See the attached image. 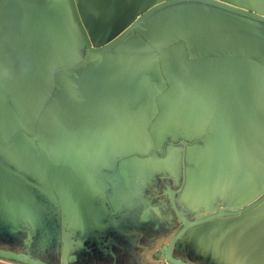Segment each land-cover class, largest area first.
Segmentation results:
<instances>
[{"label":"rangeland","instance_id":"374dc122","mask_svg":"<svg viewBox=\"0 0 264 264\" xmlns=\"http://www.w3.org/2000/svg\"><path fill=\"white\" fill-rule=\"evenodd\" d=\"M225 1L244 8L251 7L257 12L264 10V0ZM63 9L66 19L65 6ZM181 9H187L193 15L220 18L221 27L207 26L206 30L211 29L209 33L225 27L227 31L220 30L225 37L230 32L229 21H234L238 34L242 37L249 34L254 38L249 49L244 47L246 52L243 53L249 55H238L251 61L247 66L251 73L247 78L250 83L226 86L207 80L203 69L210 59L230 56L231 46L227 39L221 40V44L206 41V45L198 46L193 41L198 34L193 37L191 32L185 34L181 30H176L177 35L173 33L162 42L145 37L148 30L154 29L158 18L145 20L131 39L107 54L88 56L87 59L91 67L112 59L111 63L104 64L111 67L105 69L108 74L117 72L114 70L116 59L127 65L133 61V71H137V61L151 67L150 71L161 78L154 94L166 89V97L173 106L180 103L175 114H178V125L185 128L179 129L173 140L181 137L198 140L194 146H200V156L205 157L203 161L197 158L200 157L199 152L193 151L198 162L194 159L195 162L189 163L184 174L179 162L173 161L153 176L146 172L144 178L131 183L128 190L123 189L122 182L115 179L110 171L103 169L98 173L102 176L100 180L69 179V169L63 171L54 162L60 153L40 132V126L49 128L45 121L47 118L38 115L37 109L31 117L22 115L15 96L7 105L3 101V88L0 103L7 108L0 112V127L6 128V131L0 130V239L8 241L15 251L0 250L9 255L0 256V259L14 264H64L65 255L72 254L76 259L74 264H171L166 259L165 250L181 228L182 220L173 213L166 192H176L175 205L188 221L215 220L189 228L175 244L174 258L192 264H241L242 259L264 245V24L193 2H181L162 12H172L171 15L176 16L182 13L177 11ZM67 25L69 28L64 32V38L46 41L50 45V64L56 66L64 85L76 80L77 72L70 73L69 70L76 68L85 56L83 46L75 44L76 36H68L72 27L69 20ZM137 37H143L144 42L135 44ZM71 41L73 50L69 46ZM3 43L0 52L9 55ZM57 43H64V46L57 48ZM31 46L37 49V41ZM129 46L133 47L129 50L135 54L126 57ZM68 55L71 56V64H65ZM64 64L66 67H59ZM91 69L79 73L81 81L87 76L92 84ZM70 76L74 77L68 79ZM102 76L94 78V81ZM117 77L118 74H114L110 80ZM136 78L129 79L131 88L135 82L146 81L139 75ZM47 80L50 91L52 74ZM63 88L75 95L74 86L71 90L67 86ZM188 115L190 122H200L197 129L188 127V122L183 120ZM10 141L12 144L9 145ZM229 141L238 143L245 153L237 158L241 160L233 172L229 170L230 164H225L223 169L228 170L216 173L211 154L217 157L219 148L228 145ZM2 144H7V147ZM200 170L203 171L202 176L210 177L213 194L200 188ZM253 171L256 172L254 178L241 190L233 192L237 184L242 185L241 180L250 177ZM192 187L194 192H191ZM250 207L253 208L247 214L231 216ZM2 221L11 225V232L6 231ZM91 223L99 226L98 232L106 230L115 235L114 244L106 249L100 261L94 259L80 242L79 226L89 227Z\"/></svg>","mask_w":264,"mask_h":264},{"label":"crops","instance_id":"0c3cea01","mask_svg":"<svg viewBox=\"0 0 264 264\" xmlns=\"http://www.w3.org/2000/svg\"><path fill=\"white\" fill-rule=\"evenodd\" d=\"M22 1L24 0H0V15L4 11L2 15L15 23L14 32H9L5 36L9 55L0 52V93L5 88L3 101H6L7 105H10V99L15 96L19 100L22 115L31 117L37 109L38 115L47 118L45 121L49 128L40 126V132L60 153L59 157L54 158V162L59 164L63 171L69 169L67 178L100 180L102 176L98 173L103 169L110 171L115 179L122 182L123 189L128 190L130 184L143 179L146 172H150L153 176L161 172L164 165H169L173 161L179 162L183 174L194 159L203 161L205 157L200 156V146H194L198 140H191L189 137L173 140L178 130H183L185 126L178 125V114H175L176 104L173 106L171 100L166 97V89L154 94L160 86V76L143 84L138 83L134 88H131L129 81L110 80L107 76H102L94 86L96 95L92 87L81 89L83 81L77 77L79 72L73 83L64 85L56 71V66L50 64V45L46 43L59 26L57 25L52 31L54 23L51 11L53 8L50 7L52 3H36L37 0H31L35 3H22ZM157 1L159 0H155ZM61 4L66 6L67 3ZM228 4L243 8L239 4ZM255 13L264 16V10ZM34 41H37V49L31 46ZM111 60L100 61L103 65L100 67L104 72L108 73L105 69L111 68L104 66L106 62L111 63ZM86 67L88 63L84 66ZM116 69L117 65H115ZM123 72L127 73L126 70ZM50 74H52V87L48 91L47 79ZM72 77L74 76L68 79ZM66 86L69 90L74 86L75 95L70 94L66 88L65 91L63 87ZM1 104L0 112L7 108L6 106L3 108ZM72 114L75 115L74 119ZM190 119L189 115L183 117V120L188 122V127L194 126L197 129L200 122L195 124L190 122ZM23 121L28 124L27 120ZM23 127L29 131L25 125ZM0 130L6 131V128L0 127ZM187 131L188 129L185 130ZM193 151L199 152L200 157L196 158L192 154ZM244 152L238 143L229 141L228 145L219 148L217 157L211 154L213 164L224 158H239ZM198 159L195 161L198 162ZM199 174L200 188L213 194L210 177L206 174L202 176L201 170ZM244 179L245 177L241 180L242 185L236 186L239 190L246 185ZM190 189L191 192L195 191L193 187ZM174 194L177 202L176 192ZM4 226L7 232H11L12 227L7 221ZM98 227L93 223L89 227L79 226L81 231L87 232L82 234L80 231V242L83 247L94 259L100 261L105 256L106 249L114 244L115 236L97 237V234H93L96 243L101 239L104 252L93 251L91 245L93 240L89 234ZM0 250L15 251L8 241L2 239H0ZM71 255H65L64 264L75 263L76 259ZM0 264L14 263L0 259Z\"/></svg>","mask_w":264,"mask_h":264},{"label":"flooded vegetation","instance_id":"af4514ba","mask_svg":"<svg viewBox=\"0 0 264 264\" xmlns=\"http://www.w3.org/2000/svg\"><path fill=\"white\" fill-rule=\"evenodd\" d=\"M161 1H163V0H159L157 2H155V0H74V3L77 6L79 18L81 21V26L83 28V31H84L90 45L93 48H98V47H102L103 45H106L107 43L112 41L114 38H116L118 35H120L130 24H132L144 11H146L148 8H150L151 6L157 4ZM218 1H221L224 3H231V2H228L225 0H218ZM188 2H191V1H187V3ZM22 3H35V2L31 1V0L30 1L24 0V1H22ZM36 3H52L50 6L53 8V9H51V11L53 12L52 16L54 18V23L52 25V31L57 25H59V26L56 28V32L54 35H52L51 38L52 39L57 38V41L58 40L60 41V37H62V36H63V38L65 37V35L63 33V31L65 32V29L63 27V21L65 19H62L63 4H61V3H68L67 0H41V1L37 0ZM193 3H198V2H193ZM239 8H241V7H239ZM242 9L255 12L251 9V7H247V8L243 7ZM177 11L182 12V13L180 15L174 16V15H171L172 12L171 13H164V12H162V10H160L156 13L151 14L149 17H147L145 20H147L149 18H154V19L158 18V19L156 20V22H154V27H153L154 29L148 30L145 37L148 36L149 38H152V40H154L156 42H162L165 40L166 37H170L169 35H171L173 33H175L177 35L176 30H178V31L181 30L182 33H185V34L191 32V35L193 37L195 34H198L197 37H194V39H193V41H196L194 43L198 44V46H199V44L206 45V43H207L206 41H209L208 43L221 44V40H222L221 31L222 30L227 31V28L222 27L223 28L222 30L220 28L218 32L212 31L211 33H209L211 31V29L206 30L207 26L210 27L212 25H214V26L218 25L221 27L222 21L220 18L208 17L205 14H200V15L189 14L190 11H188L187 9H181V10H177ZM3 13H4V11H2V13L0 15V35H1L2 31L5 30L6 28H9L10 26H15V23L10 18L8 19L7 17H4L2 15ZM210 20H213V21H210ZM143 22H141L120 44H122L123 42H126V40L128 38L131 39V37L134 35L135 31L139 28V26ZM214 22H215V24H214ZM216 22H218V23H216ZM232 22H234V21H229V25H228L229 26L228 29L230 31L228 33L229 37H230V39H229L230 44L229 45L231 46L229 54L231 57H239L241 55L247 56L249 54L243 53V51H245L244 47L249 49L248 46H251V42L248 41V38H250L252 36L247 34L245 37H242L241 34H238L239 29H238V27H236L237 23H232ZM71 23H72V25H71L72 27L69 30L70 34L68 36L75 35L76 36L75 44L80 43L81 46H83V52H85V46H84L82 37L79 33L77 26L73 22L72 18H71ZM180 25H181V27H180L181 29L178 28ZM192 31L193 32L195 31V33L192 34ZM148 32H150V33L148 34ZM240 37L246 38L245 41H243V39H240ZM1 39H2V37L0 36V46L4 42L3 45H5L7 48V44H5V40L4 39L1 40ZM71 40H72V37H71ZM135 41H137V43H135V44H138V43L144 42V39H143V37L142 38L137 37L135 39ZM61 46H64V43H61V45L58 43L55 44V47H57V48H60ZM69 46L73 50L74 45H73L72 41L69 44ZM130 48H133V47L132 46L127 47L128 54L125 53L126 57H129V55H131V54H135V52H131L129 50ZM248 49H247V52H248ZM116 60H115V62L123 65V67L127 66V64H123L120 62L121 59H116ZM136 64L137 65L135 66V68H137V66H140V76L143 79H146L145 82H148V80H150L151 77H152V79L154 78V75L151 72L146 73L147 78H145V76L143 75L142 69L144 67H146L148 70L151 69V67H149V66L147 67L146 63H143L141 61H137ZM128 65H131V67H130L129 71H127V73L123 72V68H120V70L117 71L116 73L112 72L110 74H108L107 72H104V71L103 72L98 71V73H95L96 70H94L92 72V77L98 78L102 74L103 76H107L109 79H113V75L118 74V77L116 79H120L122 81L123 80L129 81V79L135 78V80H136L138 72L137 71L135 72L132 70V68L134 67V62L133 61L128 62ZM154 74H155V72H154ZM240 160L241 159H237V158H235V159L224 158V159H220L219 161H216L214 163L215 166L217 167L216 173H219V174H221L222 172L225 173V171L228 170V169H223L226 166L225 164H230V165H228V166H230L229 170L231 172H233V170H235L234 167L237 165V163ZM255 174H256V172L252 173V175L250 177H245L246 180L244 179V181L246 182V184H248L254 178ZM238 190H239L238 188L234 189L233 192H237Z\"/></svg>","mask_w":264,"mask_h":264},{"label":"water","instance_id":"95a60500","mask_svg":"<svg viewBox=\"0 0 264 264\" xmlns=\"http://www.w3.org/2000/svg\"><path fill=\"white\" fill-rule=\"evenodd\" d=\"M187 1L198 2L197 4H202V5H206V6H209V7L217 8L219 10L228 12L230 14H233V15H236V16L251 20V21H255V22H258V23H261V24H264V16L263 15L255 13V12H252V11H249V10L242 9V8L237 7V6H234V5H231V4H228V3H224V2H221V1H218V0H163V1H161V2H159L157 4H155V5L151 6L146 11H144L132 24H130L120 35H118L112 41H110L106 45H103L102 47L93 48L90 45V43H89V41H88L84 31H83V28L81 26L79 13H78V10H77V6L74 3V0H67L68 3L66 4V6L63 4V8L65 6V10L67 11V18L66 19L64 17V9L62 8L63 9L62 19H65L63 21V27H64V29L66 31V29L69 28L68 25H67V20H69V18H70L69 22L71 23V18H72L73 22L75 23V25L77 26V28L79 30V33H80V35L82 37V40H83V43H84V46H85L84 59L82 60V62L80 64L77 65V67L74 70H72V72L76 71L77 73L78 72L82 73L85 70H88L90 68H92L91 69V73H90L91 75H92V72L94 70H99L100 69L99 71L103 72L101 67H100V66H103V65H101L100 62H99V65L97 63H95V64L92 65L93 67H91V62H89V60L87 59L88 56L99 57V56H103V55L107 54L108 52H110L111 50L116 48L117 45H119L141 22H143L151 14L156 13V12H158L160 10H165L168 7L180 4L181 2H187ZM14 27L15 26H10L9 28H6L5 30H3L2 31L3 33H1V35H0L2 37V39L5 40V36L7 35V33L14 32ZM63 33H64V31H63ZM71 56H73V54H71ZM71 56L70 55L66 56L65 64H71V62H70ZM229 57H231V56H228V58ZM218 58H226V57H218ZM229 59H231V61H232L229 64V68L219 67V66H209L210 62H214V61L217 62V58L210 59V61L207 63V66L204 67V69H203L204 74L206 73L207 80H209L211 82H214V83H217V84H220V85H225V84L222 83V81H219L217 79H213V78H211V76H215L216 78H223V79L231 78V79H235V80L247 79V78L251 77V73H250L248 67L247 66H243L242 63L240 62V61H243L244 58L231 57ZM236 60H238L239 62L236 61ZM86 63H88V67L84 68ZM115 64H117V69L116 70L119 71L120 68H122V66L120 64H118V63H115ZM129 67H131V65H127L125 69H128ZM136 69L138 71L137 75L140 76V66H137ZM123 70H124V68H123ZM142 72H143V75L145 76V78H147L146 73H149V72L152 73V71H150V69L148 70L146 67H144L142 69ZM79 73H78V76H79ZM152 74L154 75V78H158L159 77V76H156L157 73H155V74L152 73ZM78 78L81 79L80 76ZM84 78H85V80L82 79L83 85L81 86V89H86V88H91L92 87V91L96 95V91H95V87L94 86H95V83L98 80L94 81L95 77H92L93 82L91 84L90 80L88 79L87 76H85ZM154 78L152 79V77H151L150 80H148V81H152V80H154ZM205 78L206 77H204V79ZM138 83L139 82H135V85L138 84ZM143 83H146V82H142V83H139V84H143ZM85 84L87 85L86 87H85ZM226 86H230V85H226ZM151 90H152V88H151ZM175 104H176V107H177V105L180 104V103L178 102V104L177 103H175ZM175 104H174V106H175ZM3 146L6 147L5 145H3ZM52 147H53V145H52ZM166 194H167V196L169 198V205H170L173 213L175 214V216L177 218L182 220L181 228L175 233V235L171 238L170 242L167 245V248H166V251H165L166 259L171 264H192V263L184 262L182 260H179V259H176V258L173 257V248H174L175 244L178 242V240L185 234V232L189 228L196 227V226H199V225H203L206 222H210L211 223V222H214L215 220L214 219H209L208 221H206V220H198V221H194V222L188 221L185 217L182 216V214L180 213V211L178 210V208L175 205V198H174L175 194L171 193V192H166ZM252 208L253 207H250L248 209L241 210L238 213H233L231 216L232 217L242 216L244 214H247ZM0 256L8 257L9 255L7 253H4V252L0 251ZM35 264H37V263H35Z\"/></svg>","mask_w":264,"mask_h":264},{"label":"bare ground","instance_id":"6f19581e","mask_svg":"<svg viewBox=\"0 0 264 264\" xmlns=\"http://www.w3.org/2000/svg\"><path fill=\"white\" fill-rule=\"evenodd\" d=\"M231 58V57H229ZM228 57L226 58H217V62H210L209 66H219V67H225V68H229V64L232 62L231 59H229ZM212 59V58H211ZM238 61V60H236ZM239 62V61H238ZM242 63L243 66H249V64L251 63L250 60L248 59H244L243 61H240ZM211 78L213 79H217L219 81H222L223 84L225 85H246L248 83H250L249 80L247 79H239V80H235V79H223V78H216L215 76H211ZM166 251V250H165ZM249 259V262H248ZM264 264V245L259 247V249L252 255L242 259L240 261L241 264Z\"/></svg>","mask_w":264,"mask_h":264},{"label":"trees","instance_id":"16d2710c","mask_svg":"<svg viewBox=\"0 0 264 264\" xmlns=\"http://www.w3.org/2000/svg\"><path fill=\"white\" fill-rule=\"evenodd\" d=\"M225 37H223L222 35H221V38H222V40H224L225 41V39H227V40H229L230 39V37H229V34H226V35H224ZM240 39H243V41H245V39L246 38H240ZM248 41L249 42H251V44L255 41L254 40V38L253 37H250V38H248ZM263 84H264V82H262ZM262 84V85H263ZM262 88V87H261ZM261 88H259L258 90H260ZM76 107V106H75ZM77 109V108H76ZM72 118L74 119L75 118V115L74 114H72ZM215 165V164H214ZM89 231H91V229H89ZM88 231V232H89ZM82 232V234H87V232L86 231H81ZM93 234H97V237H110V236H115L114 235V233H109V231H101V232H98V229L97 230H92L91 231V233L89 234V236H90V238H92V240H93V244H91L92 245V249H93V251H96V252H104L103 251V249H104V247H103V243L102 242H100L101 241V239H100V241L98 242V243H96L95 242V239H94V235Z\"/></svg>","mask_w":264,"mask_h":264}]
</instances>
